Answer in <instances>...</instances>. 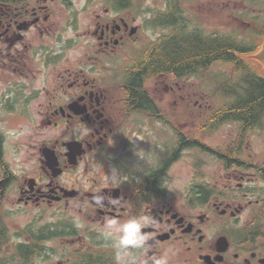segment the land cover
Masks as SVG:
<instances>
[{"label":"flooded vegetation","instance_id":"obj_1","mask_svg":"<svg viewBox=\"0 0 264 264\" xmlns=\"http://www.w3.org/2000/svg\"><path fill=\"white\" fill-rule=\"evenodd\" d=\"M43 2L53 3L0 1V52L4 56L0 67L9 72L0 90V253H7L12 205L19 210L52 205L81 224L78 235L70 240L76 249L62 256L60 264L98 251L109 264H118V255L122 258L119 264H264V225L236 224L251 207L264 210V159L252 158L248 141L254 130L242 128L240 123H226L239 128L222 146V153L204 144L198 133H187L186 127L168 128L157 135L156 148L150 144L146 149L153 159L139 156L137 163L118 160L116 167H125L127 174L118 185L72 176L66 180L76 169L68 157L69 143L79 142L85 150L79 166L84 161L88 166L97 163L90 161V156L104 152L106 167L111 157L108 149L129 142V138H119L127 135L120 133L121 124L135 117H149L166 127L171 122L153 92L147 91L149 104L139 106L118 78L120 65L124 60L132 63L133 44L143 37L154 16L138 15L136 0L127 3L131 7L124 6L122 0H85L83 10L76 9L74 0H59V8L73 16L71 24L91 8L94 12L86 32L92 47L83 50V59L59 71L61 63L70 62L76 47H38L26 41L32 30L52 34L48 22L58 10ZM43 72H47L45 84L37 86L35 80ZM206 116L214 118L215 114ZM44 125L76 135L45 145L40 130ZM143 127H137L136 133L142 136ZM143 136H136V148L156 140V134ZM171 136L172 147L167 143ZM28 145L31 167L26 157ZM45 147L58 157L62 174L56 178L45 167ZM204 147L218 157L222 175L214 182L197 176L174 192L168 174L186 153L203 152ZM131 222L141 225L140 240L125 246L121 240L126 233L120 226ZM85 231L100 232L104 243L82 251L90 240ZM163 235L168 238L160 240Z\"/></svg>","mask_w":264,"mask_h":264},{"label":"rangeland","instance_id":"obj_2","mask_svg":"<svg viewBox=\"0 0 264 264\" xmlns=\"http://www.w3.org/2000/svg\"><path fill=\"white\" fill-rule=\"evenodd\" d=\"M47 1L49 3H53L47 4L46 2H43V5H50L53 7V9L57 8L58 10L53 14V16L50 18V21L48 22V25H51L52 28L51 36L45 34L41 35L40 33H35V31L32 30L27 33L26 41L28 44L33 43L38 47H76L75 54L71 56L70 62H63L60 64L59 71H62L68 67L69 63H76L77 61L83 59V50L88 47H92L93 44H89V37L86 36V32L88 31L89 22L94 12H92L93 9L91 8L86 14L84 13L81 17H79L78 22L74 26L71 24V21H75L73 20V16L69 12L59 8V0ZM74 1L78 6L76 9L83 10L85 0ZM136 1H138L136 2V6H138V15L141 17L154 16V13L166 9L165 2L163 0ZM96 9L97 8L94 10ZM186 9L191 13H197L198 17L202 21L201 24L207 33L236 32L240 36L245 37L246 30L248 26H250L249 24H242L239 20V15L241 12L247 9L241 0H194V2H192L190 5H187ZM165 32V30L160 28L146 29L143 37L139 38L136 44H133V48L135 50L140 49L147 42L156 40ZM2 41L3 40L0 41L1 46L3 43ZM260 52L249 57H254ZM2 59H4V56L3 53L1 54L0 52V63ZM126 63V60L122 62L120 65V72H118V78L121 81H123L122 68L129 65ZM252 64L254 65V63ZM256 68L260 70L258 67ZM218 72L221 73L222 76H232L231 67L229 65H217L201 79L188 78L186 80L171 81L163 76L155 80H149V84L146 85V89L150 93L153 92V94L161 101L160 104L162 106V110L166 113L167 118L171 122V126L166 127L162 123H159L155 119H151L149 117H143L139 119L138 117H135L124 122V124L120 125V133L125 132L127 135L120 136L119 138L122 139L125 137V140L129 138V142L125 147L112 146L108 149V151L111 153L109 165L106 167L103 166L104 152L91 155L89 160H97V163H93L88 166V164L84 161L82 164H80V166L78 165L75 167V171H72L65 177L66 180L69 178V176H72L74 178L82 177V180L88 179L90 181H98L104 185L107 183H110L113 186L118 185L124 180L125 175H127L126 171H124L125 167L121 165L116 167L118 160L137 163L138 161H141L138 158L139 156L142 157V160L153 159V157H148L146 149L150 144H153L151 148H156L157 135L163 134L165 129L168 128L171 129L175 127L182 129L183 127H186L183 129H185L187 133L191 130L198 133L199 136L201 135L200 137L204 144H208L211 148L215 150L218 149V152L222 153L224 150L222 146H226L229 143L232 137L231 135L236 133L239 125L222 124L221 126L214 127L215 129L213 128L211 132H209L208 128H205L207 127L206 123L209 118H207L206 113H211L212 108L218 107L220 105V98L217 92L218 84L213 82L212 79V75ZM6 75H9L8 69L3 66L0 67V90L3 87ZM46 75L47 72H43L41 77L40 75L38 76V78L35 80L37 86L40 83L45 84ZM112 86H115V84L113 83ZM199 113L201 114L199 115ZM185 123L186 126H184ZM137 127H143L142 136L139 135L140 132L136 133L135 129ZM40 130H42L41 137L43 138L45 145L55 144L57 140L60 142L68 141L73 139L76 135L75 132L67 133L66 130H55L53 128L47 127L46 125H44ZM76 132L78 133V130ZM148 133L156 134V140L147 144H140V147L136 148V136L144 137L143 135ZM27 141L30 142L29 139H27ZM248 142L250 145L249 153L252 154V158L255 160L264 159V127L263 129L257 128L252 131ZM167 143L171 147L174 145L173 136H171L170 141H167ZM27 150L28 152L26 157L28 162L32 156V150L30 149L29 145ZM246 158H248V155H246ZM217 159V156L204 151L202 152L199 149L186 153L183 161L176 165L171 170V173L168 174V177L173 184V191L178 192L181 188H184L186 185L192 182L197 176H201L202 178L209 177L210 180L214 182L217 176L219 177L222 175V169ZM28 167H31V162H28ZM142 169L144 170L145 168ZM58 211L59 209L52 205L40 206L37 207V209L27 208L24 210H19V208L12 205L10 223L11 238L9 240V244L6 243V247H8L6 256L3 253H0V256L2 257L0 261H8L10 256L12 257L17 244L30 242L26 236V228L29 225H32L33 221L37 220L35 222L36 226H34L37 228L43 227L49 223H56L59 225L71 224L73 227L81 225L75 221V218H72L74 216L71 214ZM257 221L259 223H257ZM125 224L126 223L120 226V229L123 231ZM236 224L264 225V210H256L254 207H251L239 217V219L236 221ZM86 232L88 231H85L84 234ZM21 234L22 236H20ZM70 240L72 239L67 237L57 238L55 240L46 242L47 247H45L47 248V254H45V257H33L30 264H60V261H62V256L70 255L72 250L74 251L76 249L73 247L74 241ZM89 246L90 244L86 242L82 251L89 250ZM61 264H70V262H64Z\"/></svg>","mask_w":264,"mask_h":264},{"label":"trees","instance_id":"obj_3","mask_svg":"<svg viewBox=\"0 0 264 264\" xmlns=\"http://www.w3.org/2000/svg\"><path fill=\"white\" fill-rule=\"evenodd\" d=\"M122 1L127 6L134 0ZM163 1L166 9L154 13V20H149L146 27L166 32L132 52V63L123 68V83L137 98L139 106L149 104L144 86L149 80L163 76L171 81L201 79L215 66L229 65L231 77L222 76L219 72L212 75L213 82L218 84L220 105L211 107L215 116L208 119L209 124L205 128L211 132L222 124L240 123L242 128L263 129L264 71L258 70L247 58L260 52L264 45V0H241L247 9L241 12L239 20L250 25L245 37L236 32L207 33L197 13L186 9L194 0ZM203 151L215 154L205 147ZM31 227L26 228L30 242L17 244L12 257L8 261H0V264H30L33 257H45L46 242L78 235V229L71 224L49 223L40 228ZM85 235L90 237L91 245L100 247L104 243L102 234L92 232ZM102 255L101 251L92 252V255L83 253V259L70 264H109Z\"/></svg>","mask_w":264,"mask_h":264},{"label":"water","instance_id":"obj_4","mask_svg":"<svg viewBox=\"0 0 264 264\" xmlns=\"http://www.w3.org/2000/svg\"><path fill=\"white\" fill-rule=\"evenodd\" d=\"M249 62L254 63L261 71H264V45L262 51L254 56L247 58ZM69 153L68 157L70 159V164L77 166L79 163V158L83 156L85 150L82 148V144L79 142H71L68 145ZM44 160L46 168L52 172L53 176L56 178L62 174V169L59 168L58 157L55 151L51 148H44ZM168 235H163L159 237L160 240H166Z\"/></svg>","mask_w":264,"mask_h":264},{"label":"clouds","instance_id":"obj_5","mask_svg":"<svg viewBox=\"0 0 264 264\" xmlns=\"http://www.w3.org/2000/svg\"><path fill=\"white\" fill-rule=\"evenodd\" d=\"M141 225L136 222H131L125 225L124 232L126 233L125 237L121 240L122 245H133L139 242ZM122 261V258L118 255L117 262ZM159 264H163V262H159Z\"/></svg>","mask_w":264,"mask_h":264},{"label":"bare ground","instance_id":"obj_6","mask_svg":"<svg viewBox=\"0 0 264 264\" xmlns=\"http://www.w3.org/2000/svg\"><path fill=\"white\" fill-rule=\"evenodd\" d=\"M100 178V177H99Z\"/></svg>","mask_w":264,"mask_h":264}]
</instances>
